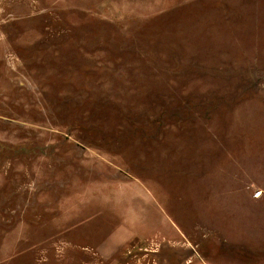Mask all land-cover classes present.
Segmentation results:
<instances>
[{
	"label": "rangeland",
	"instance_id": "374dc122",
	"mask_svg": "<svg viewBox=\"0 0 264 264\" xmlns=\"http://www.w3.org/2000/svg\"><path fill=\"white\" fill-rule=\"evenodd\" d=\"M258 189L264 0H0V264H186Z\"/></svg>",
	"mask_w": 264,
	"mask_h": 264
},
{
	"label": "crops",
	"instance_id": "0c3cea01",
	"mask_svg": "<svg viewBox=\"0 0 264 264\" xmlns=\"http://www.w3.org/2000/svg\"><path fill=\"white\" fill-rule=\"evenodd\" d=\"M255 192L259 194L254 196ZM255 192L250 199L251 217L238 216L237 200L233 221L232 218H203L202 229L198 223H194L192 231L189 228L185 237L187 247L183 248L187 252L186 264H264V190ZM207 224L213 227L209 229ZM172 225L176 226L173 221ZM225 225L230 231L224 230ZM175 229L177 231L171 233V238L176 241L180 232ZM216 232L219 236L217 241L214 240ZM177 246L171 243L172 253L178 252Z\"/></svg>",
	"mask_w": 264,
	"mask_h": 264
}]
</instances>
